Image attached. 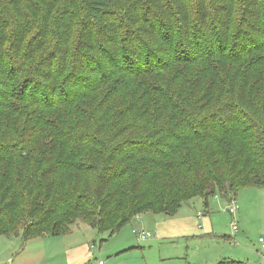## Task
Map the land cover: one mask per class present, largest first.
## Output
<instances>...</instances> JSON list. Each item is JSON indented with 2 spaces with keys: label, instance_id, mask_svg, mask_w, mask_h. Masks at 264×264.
I'll list each match as a JSON object with an SVG mask.
<instances>
[{
  "label": "trees",
  "instance_id": "obj_1",
  "mask_svg": "<svg viewBox=\"0 0 264 264\" xmlns=\"http://www.w3.org/2000/svg\"><path fill=\"white\" fill-rule=\"evenodd\" d=\"M250 186L264 0H0V236L114 234Z\"/></svg>",
  "mask_w": 264,
  "mask_h": 264
},
{
  "label": "rangeland",
  "instance_id": "obj_2",
  "mask_svg": "<svg viewBox=\"0 0 264 264\" xmlns=\"http://www.w3.org/2000/svg\"><path fill=\"white\" fill-rule=\"evenodd\" d=\"M233 199L234 215L229 196L217 193L207 203L198 197L182 203L173 215H136L114 234L78 221L67 234L2 235L0 264H214L223 258L263 264L264 186L240 188ZM133 230L153 237L138 241Z\"/></svg>",
  "mask_w": 264,
  "mask_h": 264
},
{
  "label": "built area",
  "instance_id": "obj_3",
  "mask_svg": "<svg viewBox=\"0 0 264 264\" xmlns=\"http://www.w3.org/2000/svg\"><path fill=\"white\" fill-rule=\"evenodd\" d=\"M230 201L231 202H230L227 209L231 215H234V214H236L238 207H237V204L235 203L234 199H230ZM232 224H233V230L237 231V225L234 222ZM133 233L135 234L138 241H143V240L149 239L152 236L151 232H144V231L138 232L136 230H133ZM259 242L261 244V248L263 251L262 258L264 261V238L260 237ZM98 264H104V261L100 260V261H98Z\"/></svg>",
  "mask_w": 264,
  "mask_h": 264
},
{
  "label": "crops",
  "instance_id": "obj_4",
  "mask_svg": "<svg viewBox=\"0 0 264 264\" xmlns=\"http://www.w3.org/2000/svg\"><path fill=\"white\" fill-rule=\"evenodd\" d=\"M198 215H201V214L199 213ZM152 237H153V234H152L151 238H152ZM165 238L169 239V241H168L169 243H173V242H175L174 240H170L172 237H165ZM149 239H150V238H149ZM149 239H148V240H149ZM170 241H173V242H170Z\"/></svg>",
  "mask_w": 264,
  "mask_h": 264
}]
</instances>
